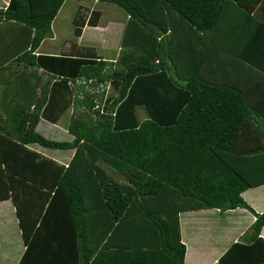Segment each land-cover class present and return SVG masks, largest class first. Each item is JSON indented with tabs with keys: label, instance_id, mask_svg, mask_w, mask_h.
Here are the masks:
<instances>
[{
	"label": "trees",
	"instance_id": "16d2710c",
	"mask_svg": "<svg viewBox=\"0 0 264 264\" xmlns=\"http://www.w3.org/2000/svg\"><path fill=\"white\" fill-rule=\"evenodd\" d=\"M63 1L0 7V21L31 34L16 67L51 72L42 79L14 68L1 81L0 182L38 199L32 212L17 210L24 248L16 264H183L179 214L237 207L254 220L217 262L264 264V210L255 213L241 197L264 184V0H96L125 12L124 49L108 59L72 43L63 58L69 71L56 77L51 64L61 56L32 52ZM82 10L71 20L73 37L98 24V10ZM252 15L261 21L244 36ZM208 51L236 64L227 76L243 85L204 78ZM69 108L70 140L35 131L39 118L56 123ZM245 120L251 129L240 128ZM32 143L73 151L63 164ZM3 191L0 199L9 197Z\"/></svg>",
	"mask_w": 264,
	"mask_h": 264
},
{
	"label": "crops",
	"instance_id": "0c3cea01",
	"mask_svg": "<svg viewBox=\"0 0 264 264\" xmlns=\"http://www.w3.org/2000/svg\"><path fill=\"white\" fill-rule=\"evenodd\" d=\"M7 1L8 0H0V7H5ZM251 18L253 21H247L245 28L248 30L245 31L244 36L251 35L252 31L257 25V22L260 20L254 15H252ZM122 25L123 23L121 24L120 22H112L109 26H100L99 24L96 26H90L86 24L82 27L80 34L75 37L76 45H74L81 47H92L88 43H98L102 37L106 40V32L111 34L112 40L116 38V42ZM113 31L114 35L112 33ZM30 36L31 34L21 24L10 21H0V75L2 76L0 77V87L2 85V79H5L4 74L7 77V70H12L14 68L32 71L35 70L34 72L36 74L41 73L42 79H45L51 73L49 72L50 70L43 68H35L30 66H26L25 68L23 67L22 63L18 64L16 67L15 63L13 62V59L17 55L29 48ZM43 41L44 40L40 41L32 53L34 55H57L50 52H41L40 47ZM78 42L84 43V45L78 44ZM211 43L212 41H210V44ZM229 43L232 46L235 44L234 41ZM70 46L72 49L70 53H72V51H75L76 47L72 44H70ZM209 51L206 55L205 67L203 69L204 78L215 82L226 78L228 79L229 76H227V74L234 72H232V68L236 66V64L233 63L231 66H229V61H227L228 59H224L223 57H221V59H217L215 58L214 53H210ZM61 54L68 55L66 53ZM237 64H240L239 61ZM247 65L248 67L246 68L251 70L257 69V65L254 63H248ZM259 73L260 72H258L257 75H259ZM257 78L260 79V77H256V80ZM30 80H33V78ZM254 80L255 79L251 81ZM227 82L238 86L243 85L240 76L237 77L236 75H230ZM2 86H5V84ZM57 124L58 122L55 124L46 121L43 118H39L34 126V129L43 136L48 135V137L51 138H59L57 140H60V137L64 135V133H67L68 140H70L72 136L64 128L65 126L61 125L59 127ZM251 127H253V122L249 121L247 123H243L242 129H251ZM43 130H45L44 134L42 133ZM248 141H244L243 143L249 144ZM32 145L38 146L36 143L30 144L29 147L44 155L42 151L37 149L38 147L35 148L32 147ZM72 151V149H67V153L54 154L51 157L46 155L44 156L53 158L60 163L66 164L72 154ZM241 197L255 213H260L264 210V184L244 190L241 193ZM1 206H3L2 209H4V212L10 210L9 212L13 211L14 215L16 216L14 228H7V222H9L8 217H6L4 212L3 216L0 215V218L2 219V221L0 220V252L4 258L2 263L6 261L8 264H16L24 248L18 224L16 204L14 203L12 197L9 196L0 199V210ZM201 220L202 223H200ZM253 220L254 214L249 209L243 207H237L225 211H218L217 209H201L180 213V240L184 244L185 248L183 264H218V257L232 242L242 239V234L247 231ZM3 223L6 225V228L3 227ZM259 236L264 239V227H261Z\"/></svg>",
	"mask_w": 264,
	"mask_h": 264
},
{
	"label": "rangeland",
	"instance_id": "374dc122",
	"mask_svg": "<svg viewBox=\"0 0 264 264\" xmlns=\"http://www.w3.org/2000/svg\"><path fill=\"white\" fill-rule=\"evenodd\" d=\"M79 7L82 9L84 8V10L82 11L83 12L86 11V14L89 12V10H92V9L98 10L100 12V16L98 19V24L100 26H106L108 23H112V22H120L122 24L126 18L125 12L113 4H109L105 2H97L96 0H64L50 24L51 33H48L42 39L44 41L42 42V45L40 47L41 52H50V53H54L57 55L59 54L62 55L61 53H66L68 54V56L69 54H71L70 52L72 49H71L70 44L76 43L75 37L72 36L73 25L71 23V20L74 16L75 11ZM112 33L114 35V31ZM111 37H112L111 34L109 32L108 33L106 32V40H104L102 37L101 40L98 41V43L89 42L88 44L94 47V50L98 55L103 56L108 59H115V57L117 56V54H119L121 49H124V48L120 46V41H119L120 34L116 42H115L116 38L112 40ZM78 44L84 45V43H79V42ZM66 56L67 55H62L60 60L59 59L57 61L55 60L53 64H51L52 67H54L53 65L57 67L56 77L60 76L61 74H66L69 71L68 70L69 65H67L66 61L64 60ZM108 91H109V88H107V85H105L103 95L107 94ZM70 115H71V109L69 108L59 117L57 121L58 122L57 126L59 127L61 125L66 126ZM143 115H144L143 113L138 114L139 118H142ZM249 121L251 120H245L244 122L247 123ZM240 128L242 129V126H240ZM44 137L48 139H52V140L59 139L57 137L56 138L48 137V135ZM61 140H68L67 133H64V135L60 137V141ZM246 145H247L246 143L244 144L237 143L235 145L234 151H236L237 149H243L247 147ZM32 147H35V148L38 147L37 149L39 151H42L44 155L49 156V157H51L54 154L67 153V150L65 149L61 150V149L43 148V147H40L39 145L38 146L32 145ZM3 190H7V194L15 200L16 208L18 212L21 213L22 215L32 212L33 209H31L30 207L35 205L38 201L37 197L32 195V196L26 197L27 202H25L26 200H24L21 197V193H19V190L11 182L9 183L0 182V193H3L4 192ZM2 207L3 206H1V210H0L1 216H3V212H4V209H2ZM9 211L4 212L6 217H8L9 219L8 220L9 222H7L8 223L7 228H14L16 216L14 215L13 211L11 212ZM200 223H202V220ZM0 264H8V263H6L5 261L4 263L0 262Z\"/></svg>",
	"mask_w": 264,
	"mask_h": 264
},
{
	"label": "built area",
	"instance_id": "2783aa9c",
	"mask_svg": "<svg viewBox=\"0 0 264 264\" xmlns=\"http://www.w3.org/2000/svg\"><path fill=\"white\" fill-rule=\"evenodd\" d=\"M97 105L95 104L94 107H96Z\"/></svg>",
	"mask_w": 264,
	"mask_h": 264
}]
</instances>
